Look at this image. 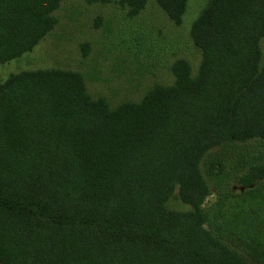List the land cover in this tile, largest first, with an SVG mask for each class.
Masks as SVG:
<instances>
[{
  "label": "trees",
  "instance_id": "obj_1",
  "mask_svg": "<svg viewBox=\"0 0 264 264\" xmlns=\"http://www.w3.org/2000/svg\"><path fill=\"white\" fill-rule=\"evenodd\" d=\"M61 1L0 0V64L52 29ZM154 1L180 24L187 0ZM84 2L130 17L146 4ZM188 36L194 71L175 58L135 101L93 98L70 69L0 82V264H264V0H207ZM247 142L243 163L223 149ZM225 164L250 186L202 209V169L220 188Z\"/></svg>",
  "mask_w": 264,
  "mask_h": 264
},
{
  "label": "rangeland",
  "instance_id": "obj_2",
  "mask_svg": "<svg viewBox=\"0 0 264 264\" xmlns=\"http://www.w3.org/2000/svg\"><path fill=\"white\" fill-rule=\"evenodd\" d=\"M206 1L187 0L181 22L175 26L154 0H146L145 7L132 17L126 9L112 3L62 0L54 11L56 22L52 29L31 50L0 64V82L21 70L70 69L81 74L85 89L93 98L102 96L111 106L135 101L152 84L170 82L168 66L175 58L188 60L194 71L199 53L189 41L188 29ZM261 47L264 50V40ZM226 148L228 154L235 155V163H243L256 154V143L230 144L223 147ZM225 168L226 177L220 188L202 169L209 191L201 203L202 209L214 200L219 189L236 194L250 186L239 182L244 169L236 170L230 164H225ZM167 206L185 208L173 198Z\"/></svg>",
  "mask_w": 264,
  "mask_h": 264
}]
</instances>
